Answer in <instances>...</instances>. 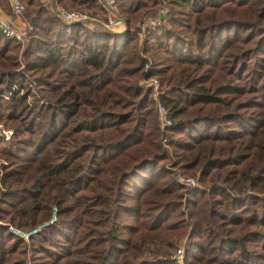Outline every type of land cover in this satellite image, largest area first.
<instances>
[{"label":"trees","instance_id":"obj_1","mask_svg":"<svg viewBox=\"0 0 264 264\" xmlns=\"http://www.w3.org/2000/svg\"><path fill=\"white\" fill-rule=\"evenodd\" d=\"M19 1L23 43L0 34V264H175L180 237L183 264H264V0H115L120 33Z\"/></svg>","mask_w":264,"mask_h":264},{"label":"built area","instance_id":"obj_2","mask_svg":"<svg viewBox=\"0 0 264 264\" xmlns=\"http://www.w3.org/2000/svg\"><path fill=\"white\" fill-rule=\"evenodd\" d=\"M46 1V0H45ZM51 14L59 21L70 24L77 23L81 24L89 30H104L112 33L123 32L126 28L122 18L119 16V9L115 0H96L98 5L97 10L94 13L81 10L79 8H67L62 5H59L55 0H47ZM10 12L14 15H19L24 11V6L19 0H9ZM153 11H156V15L153 14ZM162 15L159 9L146 10L141 17L136 22L135 26L137 28V37L139 40L142 39L143 33L150 27L156 25L160 16ZM29 22L24 23L21 26H13L7 20H4L0 16V34L5 38L12 39L17 42H22L25 38L27 32L30 30ZM142 57H145L141 54ZM150 60L147 58L142 65V71L146 72L149 69ZM142 84L151 89L152 98L154 99V110L157 115V122L161 129L171 124L169 118L168 109L163 105L159 100L160 85L158 79L154 76H148L142 79ZM12 88H16L12 86ZM21 92V90H20ZM12 134L11 128H2L0 126V137L3 141H8ZM165 140V138H162ZM178 179L190 186L195 185V180L190 176H179ZM54 216V210L51 211V218ZM8 228L19 235L20 237L26 239L28 235L36 232L39 228L35 226L30 228L27 231H19L12 226ZM184 256V246L182 243H178L174 246L173 251L170 254V257L173 259L175 264H183Z\"/></svg>","mask_w":264,"mask_h":264},{"label":"rangeland","instance_id":"obj_3","mask_svg":"<svg viewBox=\"0 0 264 264\" xmlns=\"http://www.w3.org/2000/svg\"><path fill=\"white\" fill-rule=\"evenodd\" d=\"M43 6L47 9V11H51L50 10V7H49V4H48V2H47V0L45 1V0H43ZM97 4V3H96ZM80 8H81V10H85V7L84 6H80ZM79 8V9H80ZM95 10H97V8L95 9ZM95 10L94 11H92V12H90V13H94L95 12ZM149 10H152V9H149ZM24 11H25V8H24ZM85 11H87V10H85ZM88 12V11H87ZM51 13V12H50ZM23 41H24V39H23ZM23 41L22 42H19V43H23ZM140 42V40H139V38L137 37V43H139ZM138 45V44H137ZM155 77V76H154ZM157 79V78H156ZM33 83H30L28 86H30L31 87V91H30V93H32V96H30L29 94H28V96H27V100L29 101V100H34L35 99V101H39V99L37 98V93L35 92V90L33 89ZM140 85H142L143 87H145L143 84H142V82H140ZM147 88V87H146ZM149 89V88H148ZM150 90V93H151V98H152V92H151V89H149ZM34 98V99H33ZM159 98V97H158ZM160 100V99H159ZM152 101H153V108H154V99L152 98ZM29 102H31V101H29ZM43 102V101H42ZM155 111V110H154ZM155 116H156V124H157V127L159 128V130L160 131H164L165 129H167L169 126H171L172 125V120H171V118H170V120H171V124L169 125V126H166V127H164L163 129H161L160 127H159V125H158V122H157V115H156V112H155ZM169 116V115H168ZM0 126L2 127V128H4V129H6V128H11V127H4L1 123H0ZM12 129V128H11ZM166 132V131H165ZM12 133H13V129H12ZM12 135V134H11ZM162 138H166V134L164 133V135H162ZM162 138L160 139L161 140V143L163 144V146L167 149V151L169 152L170 151V147L166 144V142H165V140H162ZM0 139H1V141L2 142H5V141H3L2 140V138L0 137ZM10 139V138H9ZM8 139V140H9ZM0 162H4V160H3V158H0ZM178 176H184V175H178ZM190 177H192L194 180H195V185L194 186H199V184H198V182H197V180L195 179V177H193V176H190ZM185 239L183 238V237H180L179 239H177L176 240V242H175V245L176 244H178V243H182L183 244V246H184V244H185V241H184Z\"/></svg>","mask_w":264,"mask_h":264},{"label":"crops","instance_id":"obj_4","mask_svg":"<svg viewBox=\"0 0 264 264\" xmlns=\"http://www.w3.org/2000/svg\"><path fill=\"white\" fill-rule=\"evenodd\" d=\"M43 3V0H40ZM44 4V3H43ZM153 14H157L156 11H153ZM0 16L4 19L7 20L10 24L13 26H21L24 23L29 22L30 16L29 14L25 11H23L19 15H14L10 12L9 8V0H3L2 3H0ZM161 17V16H160Z\"/></svg>","mask_w":264,"mask_h":264}]
</instances>
